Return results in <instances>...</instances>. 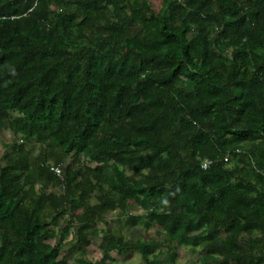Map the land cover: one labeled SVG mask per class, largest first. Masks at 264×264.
Segmentation results:
<instances>
[{
  "label": "trees",
  "instance_id": "16d2710c",
  "mask_svg": "<svg viewBox=\"0 0 264 264\" xmlns=\"http://www.w3.org/2000/svg\"><path fill=\"white\" fill-rule=\"evenodd\" d=\"M1 131L0 264H264V0H0Z\"/></svg>",
  "mask_w": 264,
  "mask_h": 264
},
{
  "label": "rangeland",
  "instance_id": "374dc122",
  "mask_svg": "<svg viewBox=\"0 0 264 264\" xmlns=\"http://www.w3.org/2000/svg\"><path fill=\"white\" fill-rule=\"evenodd\" d=\"M151 7L159 12L163 0H148ZM13 117L18 116V114L14 113ZM15 141V136L11 132L1 131L0 132V171H1V162L6 154L7 150L9 149L7 146ZM38 153L37 151L35 152ZM110 175H113L112 169H108ZM130 212L133 214H145L146 212L143 211L138 205L135 204L134 201L130 202ZM80 212V211H79ZM77 212V213H79ZM118 226H124V235L125 237L134 245L139 240L141 236L145 234V231L148 230L150 235H155V228L151 224L144 223L139 226H129L126 227L124 223L118 225V216L117 213H111L106 217V220L100 223L99 227L102 230L106 228H115L118 229ZM74 234L75 229H71L67 233V241L66 247L64 252L61 254V258H65L71 262H74L75 255L71 252V246L74 243ZM93 243L88 249V254L86 256L87 259L90 260H97L102 256L103 250L106 248V243L103 240L102 236L99 238H93ZM156 251L155 253H160V264H190L193 261H198L200 259V255L196 253H192L188 251V249L180 248L178 258L170 260L169 254L166 252V249H163L159 245L154 246ZM112 257L120 263L124 264H147L143 261V259L138 254H133L131 250H127L124 254L120 255L118 252H112Z\"/></svg>",
  "mask_w": 264,
  "mask_h": 264
},
{
  "label": "built area",
  "instance_id": "2783aa9c",
  "mask_svg": "<svg viewBox=\"0 0 264 264\" xmlns=\"http://www.w3.org/2000/svg\"><path fill=\"white\" fill-rule=\"evenodd\" d=\"M225 161L228 162V161H229V157H227V158L225 159ZM210 164H211V162L207 160V161L204 163V168H208V166H209ZM53 171H55L58 175H61V174H62V170H61L60 168H53Z\"/></svg>",
  "mask_w": 264,
  "mask_h": 264
}]
</instances>
